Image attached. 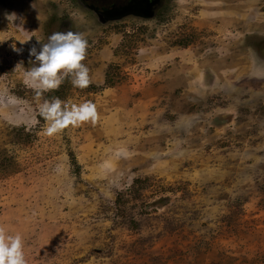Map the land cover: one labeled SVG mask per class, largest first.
Returning <instances> with one entry per match:
<instances>
[{"label":"rangeland","instance_id":"obj_1","mask_svg":"<svg viewBox=\"0 0 264 264\" xmlns=\"http://www.w3.org/2000/svg\"><path fill=\"white\" fill-rule=\"evenodd\" d=\"M151 10L0 0V226L27 264H264V0ZM66 29L92 84L37 98L29 50ZM53 97L98 124L45 135Z\"/></svg>","mask_w":264,"mask_h":264},{"label":"clouds","instance_id":"obj_2","mask_svg":"<svg viewBox=\"0 0 264 264\" xmlns=\"http://www.w3.org/2000/svg\"><path fill=\"white\" fill-rule=\"evenodd\" d=\"M6 18L11 22L16 17L14 14H6ZM12 48L18 54L23 51L15 45ZM87 49L88 41L82 33L68 31L51 34L48 42L43 43L39 51L35 46L29 50V55L35 57L38 66L24 73L25 83L34 91L37 98L46 92L59 89L66 78H69L76 88L81 90L88 88L92 80L89 68L83 63ZM39 111L46 121L45 135L49 137L63 132L70 126L78 128L88 123L95 127L100 120L97 106L91 101L69 106L60 98L53 97L50 101L45 100ZM123 154V152L118 153V155ZM0 264H27L21 235L9 234L2 226H0Z\"/></svg>","mask_w":264,"mask_h":264},{"label":"flooded vegetation","instance_id":"obj_3","mask_svg":"<svg viewBox=\"0 0 264 264\" xmlns=\"http://www.w3.org/2000/svg\"><path fill=\"white\" fill-rule=\"evenodd\" d=\"M78 1L80 2V5L89 8L101 20L106 18L108 19L109 15H112V18L117 17L112 13H116L120 11L122 14L127 13V10L134 11L135 13H139V12L141 13L140 11L141 7H138V5L149 3L152 0H78ZM155 3H157V0ZM153 5L151 6V8L153 7ZM62 24L68 25V23L66 22ZM65 31L74 32L72 29H66ZM33 62L36 65L35 59ZM36 66H38V64Z\"/></svg>","mask_w":264,"mask_h":264},{"label":"water","instance_id":"obj_4","mask_svg":"<svg viewBox=\"0 0 264 264\" xmlns=\"http://www.w3.org/2000/svg\"><path fill=\"white\" fill-rule=\"evenodd\" d=\"M156 2V0H152V1H150L149 3H145V4H143V5H138V7H141L140 8V11H141V13L139 12V13H136V14H140V15H142V16H144V17H150L151 15H152V10H151V6L154 4ZM127 10V9H126ZM127 12H133V13H135L134 11H129V10H127ZM112 14H114L115 16H120V14H122L121 13V11L120 12H116V13H112ZM108 18H112V15H109V17Z\"/></svg>","mask_w":264,"mask_h":264}]
</instances>
